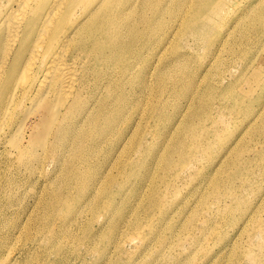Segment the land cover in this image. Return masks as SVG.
I'll list each match as a JSON object with an SVG mask.
<instances>
[{
	"label": "rangeland",
	"instance_id": "374dc122",
	"mask_svg": "<svg viewBox=\"0 0 264 264\" xmlns=\"http://www.w3.org/2000/svg\"><path fill=\"white\" fill-rule=\"evenodd\" d=\"M219 1L137 0L98 124L117 129L67 177L23 172L0 264H264V0L211 22Z\"/></svg>",
	"mask_w": 264,
	"mask_h": 264
},
{
	"label": "bare ground",
	"instance_id": "6f19581e",
	"mask_svg": "<svg viewBox=\"0 0 264 264\" xmlns=\"http://www.w3.org/2000/svg\"><path fill=\"white\" fill-rule=\"evenodd\" d=\"M122 1L0 0V204L4 207L16 205L19 188L29 185L31 178L22 177L23 172L46 169L49 159L50 175L58 170L67 177L76 171L65 167L67 156L96 153L102 145L96 142L117 129L116 119H110L104 130L98 124L101 113L118 110L113 91L132 71L115 65V46L126 29L136 30L140 13L137 0H128L127 5ZM229 1L209 8L211 22L212 15L228 11ZM49 185L52 190L53 181Z\"/></svg>",
	"mask_w": 264,
	"mask_h": 264
}]
</instances>
